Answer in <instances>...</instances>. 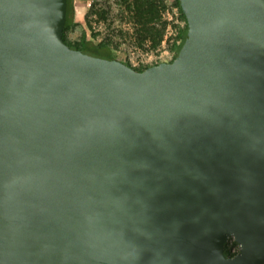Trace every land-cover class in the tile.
Instances as JSON below:
<instances>
[{"label":"water","instance_id":"95a60500","mask_svg":"<svg viewBox=\"0 0 264 264\" xmlns=\"http://www.w3.org/2000/svg\"><path fill=\"white\" fill-rule=\"evenodd\" d=\"M178 1L137 70L67 45L66 0H0V264L264 263V0Z\"/></svg>","mask_w":264,"mask_h":264},{"label":"rangeland","instance_id":"374dc122","mask_svg":"<svg viewBox=\"0 0 264 264\" xmlns=\"http://www.w3.org/2000/svg\"><path fill=\"white\" fill-rule=\"evenodd\" d=\"M74 3L86 8L85 15L88 14L89 23L85 18L80 22L73 12V23L63 32L65 40L73 45L84 36L94 43L106 42L113 57L124 63L126 61L124 54L134 48L152 53L170 51L176 41V31L186 25L177 0H165L168 11L161 18V21L167 22L163 40L153 46L148 39L141 40L145 32L142 24L136 21V13L126 11L125 4H118V0H73V9ZM159 24H161L159 21L155 23L156 26ZM114 49H118L120 54L113 52Z\"/></svg>","mask_w":264,"mask_h":264},{"label":"trees","instance_id":"16d2710c","mask_svg":"<svg viewBox=\"0 0 264 264\" xmlns=\"http://www.w3.org/2000/svg\"><path fill=\"white\" fill-rule=\"evenodd\" d=\"M118 4L120 5L125 4L126 11L136 13L137 15L136 21L142 24V29L145 32V36H142L141 40L148 39L153 46L158 45L160 43V41L163 38L164 30L167 24V22L161 21L163 14L168 11L167 9L168 7L165 4V0H118ZM177 4L179 5L178 0H177ZM179 11L181 13V16L184 18L186 22L185 16L181 11L180 6H179ZM73 12H74L73 0H66V20H65L63 32L66 31L72 25ZM85 21L89 23L88 14L85 16ZM158 21L161 24H159V26H156L155 23ZM186 32H187V24L185 25L184 28L180 29L177 32V37L180 38L181 45L184 42ZM62 38L63 41L71 48H75L95 56H99L107 59H114L113 55L111 54V50L109 49L106 42L94 43L83 36L79 40L74 42L73 45H71L65 40L63 34H62ZM143 69H137V70H143ZM224 254L226 256H233L225 248H224Z\"/></svg>","mask_w":264,"mask_h":264},{"label":"built area","instance_id":"2783aa9c","mask_svg":"<svg viewBox=\"0 0 264 264\" xmlns=\"http://www.w3.org/2000/svg\"><path fill=\"white\" fill-rule=\"evenodd\" d=\"M178 31H176V41L173 43L170 51H167L165 53H152L134 48L133 50H129L124 54L126 59L125 63L130 67L136 69L147 68L149 66H153L162 62H171L175 58L181 45V40L177 37ZM113 52L117 53L118 55L120 54V51L118 49H114ZM224 248L230 254L234 255L238 252L239 245L232 237H228L225 242Z\"/></svg>","mask_w":264,"mask_h":264},{"label":"crops","instance_id":"0c3cea01","mask_svg":"<svg viewBox=\"0 0 264 264\" xmlns=\"http://www.w3.org/2000/svg\"><path fill=\"white\" fill-rule=\"evenodd\" d=\"M85 14H86V8L84 6L82 7L81 5L77 6L74 3V15L75 17L78 16L80 22L82 18H85L86 16Z\"/></svg>","mask_w":264,"mask_h":264}]
</instances>
